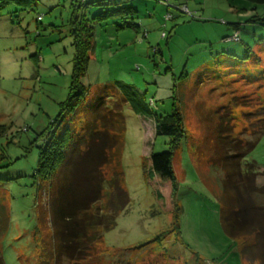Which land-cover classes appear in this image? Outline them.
<instances>
[{"label": "rangeland", "instance_id": "374dc122", "mask_svg": "<svg viewBox=\"0 0 264 264\" xmlns=\"http://www.w3.org/2000/svg\"><path fill=\"white\" fill-rule=\"evenodd\" d=\"M88 1L80 12L93 27L95 47L80 79L85 94L63 111L74 54L70 0L0 8V209L8 216L0 238L4 263L53 264L50 187L58 173L36 174L39 151L50 124L56 135L66 127L83 135L95 124V106L103 103L114 126H123L118 162L112 155L105 176L121 172L129 203L78 264H244L240 245L253 242L254 235L242 241L222 229L214 127L216 107L234 94L264 105V26L246 22L249 15L264 14V3L253 8L245 0H144L134 18L137 32L115 29L119 18L90 21L117 0ZM237 7L246 10L239 14ZM233 23L239 27L238 41L228 38L236 31ZM120 84L151 113L134 112L116 87ZM173 103L185 129L172 156L179 213L158 206L145 176L146 156L167 149L168 137L155 133L153 116L169 113ZM243 110L233 109L235 131L246 120ZM251 160L264 168V134L244 162ZM263 179L258 175L257 182ZM103 191L108 195L106 183ZM105 203L103 197L102 208Z\"/></svg>", "mask_w": 264, "mask_h": 264}, {"label": "trees", "instance_id": "16d2710c", "mask_svg": "<svg viewBox=\"0 0 264 264\" xmlns=\"http://www.w3.org/2000/svg\"><path fill=\"white\" fill-rule=\"evenodd\" d=\"M108 1L112 0H106ZM117 1L114 7L95 13L90 21L102 22L119 18L121 24L116 25L115 29L128 27L138 32L139 24L134 21L136 9L122 0ZM245 1L249 2L247 6L254 8L256 4L264 3V0ZM34 2L35 0H0V8L7 5L26 8ZM92 2L103 4L100 0ZM88 4V0H70L71 16L68 26L74 54L70 94L62 104V111L64 107L72 109L75 101L85 94V86L80 83V79L86 73L95 47L93 27L84 13L80 12ZM236 9L239 14L246 10L242 7ZM186 12H189L188 9ZM169 17L167 14L166 18ZM248 17L246 22L264 26V14L255 13ZM232 26L238 31L237 23ZM142 35H145V32ZM248 52L249 50H246L245 56H249ZM258 61V58L254 59V62ZM116 87L126 93L123 92L124 98L129 101L134 112L151 113L146 102L143 103L135 96L134 91L126 89L127 86L123 84ZM250 100L246 96L234 94L227 102L216 107V145L213 161L216 163L214 165L222 169L218 195L221 202L222 229L228 237L242 241L253 234V242L241 243L240 256L244 264H264V179L261 183L257 182L258 175L264 178V168L259 170L260 166L255 160L244 162L245 156L253 149L260 135L264 134V105L260 102L252 105ZM235 107L245 110L241 111L246 120L240 131H235L232 123ZM106 109L103 103L95 106L91 119L95 124L92 125L91 122L86 126L83 135H74L68 127L56 135L54 124H50V134L39 151L36 174L47 177L58 173L55 183L50 187V221L54 244L50 256L53 258V264H78L83 261L94 249L95 244L102 240L103 233L115 226L117 216L129 203L128 193L122 186L121 172L114 171L108 179L105 176L104 168L112 162V155L116 157L114 162H118L123 129L122 125L114 126L112 116L105 113ZM56 120L58 122L61 118ZM153 121L155 133L166 135L168 141L167 149L146 156L149 164L145 170L146 180L152 188L158 206L163 210L179 213L176 198L178 183L172 166V156L174 149L185 136L182 114L173 103L169 113L154 115ZM97 125L100 127L97 128ZM105 183L108 188L106 196L103 191ZM103 197L106 198V203L102 208ZM7 220V209H0V238L6 230ZM175 228L178 233V226ZM0 264H5L1 249Z\"/></svg>", "mask_w": 264, "mask_h": 264}, {"label": "crops", "instance_id": "0c3cea01", "mask_svg": "<svg viewBox=\"0 0 264 264\" xmlns=\"http://www.w3.org/2000/svg\"><path fill=\"white\" fill-rule=\"evenodd\" d=\"M123 2H126L127 4L132 5L137 12L141 11V6L146 4V1L144 0H122ZM14 9H18L20 7L13 6ZM253 7V6H252ZM254 8V7H253Z\"/></svg>", "mask_w": 264, "mask_h": 264}, {"label": "built area", "instance_id": "2783aa9c", "mask_svg": "<svg viewBox=\"0 0 264 264\" xmlns=\"http://www.w3.org/2000/svg\"><path fill=\"white\" fill-rule=\"evenodd\" d=\"M81 1H83V0H81ZM238 33H239L238 31H234V33L229 38H231L233 40H238L239 39Z\"/></svg>", "mask_w": 264, "mask_h": 264}, {"label": "clouds", "instance_id": "9594fccd", "mask_svg": "<svg viewBox=\"0 0 264 264\" xmlns=\"http://www.w3.org/2000/svg\"><path fill=\"white\" fill-rule=\"evenodd\" d=\"M237 31V30H236Z\"/></svg>", "mask_w": 264, "mask_h": 264}]
</instances>
